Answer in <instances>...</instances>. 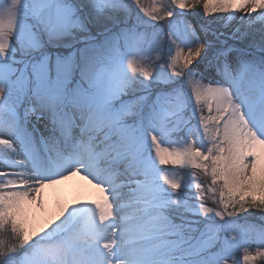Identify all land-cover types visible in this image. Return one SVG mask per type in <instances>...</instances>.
I'll use <instances>...</instances> for the list:
<instances>
[{
    "label": "snow or ice",
    "instance_id": "obj_1",
    "mask_svg": "<svg viewBox=\"0 0 264 264\" xmlns=\"http://www.w3.org/2000/svg\"><path fill=\"white\" fill-rule=\"evenodd\" d=\"M157 3L0 5V264H264V0Z\"/></svg>",
    "mask_w": 264,
    "mask_h": 264
},
{
    "label": "bare ground",
    "instance_id": "obj_2",
    "mask_svg": "<svg viewBox=\"0 0 264 264\" xmlns=\"http://www.w3.org/2000/svg\"><path fill=\"white\" fill-rule=\"evenodd\" d=\"M188 19L191 23L195 25H198L203 22L209 24L210 27L214 30L220 29L221 31H225V29L221 28V23L217 22L219 18H217V20H211L201 16H195L189 17ZM227 31L230 32L231 29H227ZM229 43H232V41H229ZM198 62L199 58L197 59V61H194V63ZM206 82L207 81H205V83ZM43 193L44 199L47 200V209L49 208L48 211H51L53 206V200L55 201L53 197H50L48 200L50 194H55L56 197H58V200H60L61 202L64 201L69 203H71L74 199L90 201L92 199H95L98 195L97 190L92 186V184H89L86 180L82 179L81 175L72 177L70 180L58 185H49L43 189Z\"/></svg>",
    "mask_w": 264,
    "mask_h": 264
},
{
    "label": "rangeland",
    "instance_id": "obj_3",
    "mask_svg": "<svg viewBox=\"0 0 264 264\" xmlns=\"http://www.w3.org/2000/svg\"><path fill=\"white\" fill-rule=\"evenodd\" d=\"M9 0H0V5H4L6 3H8ZM145 6H156L159 7V4L157 3V0H143ZM179 145H175L173 147H178ZM163 167V166H162ZM164 171L172 178H178L179 176L182 175H189L184 169H174V168H164ZM190 178V177H189ZM199 180L203 181L206 185H208L210 187V181L209 178L207 176H204L203 174H199ZM197 182V181H194ZM44 193L43 190L41 192V202H39V204H30L28 206V213H29V218L30 220L36 224V225H42L45 224L50 218H52L55 213L58 211L59 209V204L61 203L60 200H58V197H56L55 194H50L48 197V200L50 197H53L55 199V201L53 200V206L51 211H48L47 209V200L44 199ZM191 195V193H190ZM45 200V201H44ZM44 201V202H43ZM206 206L208 207H214V201L212 200H207L206 201ZM36 207V208H35ZM51 207V206H50ZM219 210V209H217ZM254 212V215H252L249 219L252 223L254 224H259L261 223V218H260V214L259 212H257L256 210H252ZM217 219H219V217H217ZM251 254H255L256 249L252 248L250 250Z\"/></svg>",
    "mask_w": 264,
    "mask_h": 264
},
{
    "label": "trees",
    "instance_id": "obj_4",
    "mask_svg": "<svg viewBox=\"0 0 264 264\" xmlns=\"http://www.w3.org/2000/svg\"><path fill=\"white\" fill-rule=\"evenodd\" d=\"M215 205V204H214Z\"/></svg>",
    "mask_w": 264,
    "mask_h": 264
}]
</instances>
